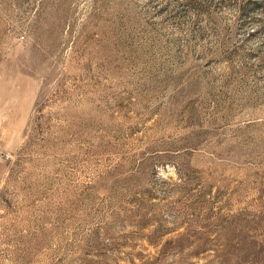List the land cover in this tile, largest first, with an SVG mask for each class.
<instances>
[{
    "label": "rangeland",
    "instance_id": "rangeland-1",
    "mask_svg": "<svg viewBox=\"0 0 264 264\" xmlns=\"http://www.w3.org/2000/svg\"><path fill=\"white\" fill-rule=\"evenodd\" d=\"M0 264H264V0H0Z\"/></svg>",
    "mask_w": 264,
    "mask_h": 264
}]
</instances>
